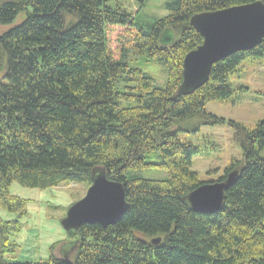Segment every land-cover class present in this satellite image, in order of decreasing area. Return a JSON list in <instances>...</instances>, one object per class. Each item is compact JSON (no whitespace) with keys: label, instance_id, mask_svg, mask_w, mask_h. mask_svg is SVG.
Listing matches in <instances>:
<instances>
[{"label":"trees","instance_id":"16d2710c","mask_svg":"<svg viewBox=\"0 0 264 264\" xmlns=\"http://www.w3.org/2000/svg\"><path fill=\"white\" fill-rule=\"evenodd\" d=\"M110 1L0 0V26L8 25L0 33V210L16 216H0V264H264V120L253 130L229 122L242 158L218 179L244 167L211 214L185 199L204 182L192 170L199 147L179 137L225 123L206 103L234 94L230 76L246 58L264 57V39L218 61L207 83L172 100L186 54L203 41L191 16L258 0H170L167 16L148 21ZM167 27L177 39L164 46ZM131 51L165 65L164 88L127 61ZM152 154L161 160L150 161ZM96 166L124 185L127 212L107 227L67 231L78 244L71 260L53 244L46 259L18 261L14 237L28 211L10 193L12 182L89 187ZM152 167L168 176L144 177Z\"/></svg>","mask_w":264,"mask_h":264},{"label":"rangeland","instance_id":"374dc122","mask_svg":"<svg viewBox=\"0 0 264 264\" xmlns=\"http://www.w3.org/2000/svg\"><path fill=\"white\" fill-rule=\"evenodd\" d=\"M168 1L170 0H144L142 4L139 0H111L110 4H122L126 10L137 13L139 20L148 21L167 16ZM20 17L15 24L20 21ZM6 29L8 25H1L0 33ZM174 34L176 41V33ZM144 57L135 56L131 51L127 61L152 76L156 86L164 88L168 80L165 65L158 60L150 61ZM230 82L235 92L229 99L211 100L206 103V110L224 119L225 123L204 125L195 134L183 132L179 134L180 139L194 143L200 149V153L192 158V170L198 173L203 184L219 182L218 178L224 173L225 168L234 159L242 158L241 148L236 140V127L231 126L229 122H237L248 130H253L259 121L264 120V57L246 58L230 76ZM127 105L126 101L122 103V107ZM149 160L159 162L161 159L152 154ZM243 167L241 165L232 168L227 176L236 168H241V172ZM142 174L152 179H163L168 176L167 171L159 167L144 169ZM89 187L86 184L62 183L57 187L41 189L24 186L17 181L12 182L9 188L10 193L26 200L28 211L27 217L20 219L21 232L14 237L20 246L16 253L18 261L46 259L50 255L53 244H55L53 253L63 258L66 250L74 248L67 254L68 259H73L78 248V244L74 243L77 240L74 236L67 234L61 225V220L66 216L68 208L86 195ZM0 216L4 219L16 217L3 209L0 210ZM155 238L158 237L152 239ZM74 244L76 245L72 247Z\"/></svg>","mask_w":264,"mask_h":264},{"label":"water","instance_id":"95a60500","mask_svg":"<svg viewBox=\"0 0 264 264\" xmlns=\"http://www.w3.org/2000/svg\"><path fill=\"white\" fill-rule=\"evenodd\" d=\"M190 23L203 37V43L186 54L183 81L172 100L192 94L207 83L212 67L218 61L238 51L251 50L261 43L264 38V1L196 13ZM174 41V31L167 28L160 37V43L167 46ZM240 170L236 168L231 171L224 181L202 184L191 191L185 197L190 207L206 214L220 210L225 192L237 181ZM91 177L93 184L86 195L73 203L61 220L65 231H78L84 224L97 223L107 227L119 221L129 208L124 185L108 179L104 167L96 166ZM160 242V237L152 239L153 244ZM71 250L65 251V259H68L67 254Z\"/></svg>","mask_w":264,"mask_h":264},{"label":"bare ground","instance_id":"6f19581e","mask_svg":"<svg viewBox=\"0 0 264 264\" xmlns=\"http://www.w3.org/2000/svg\"><path fill=\"white\" fill-rule=\"evenodd\" d=\"M165 30H166V29H165ZM165 30H164V31H165ZM161 35H162V34H161ZM194 145H195V144H194ZM92 184H93V181H92ZM89 188H90V187H89ZM72 230H75V229H72ZM81 249H82V248H81ZM7 251H8V250H7Z\"/></svg>","mask_w":264,"mask_h":264},{"label":"flooded vegetation","instance_id":"af4514ba","mask_svg":"<svg viewBox=\"0 0 264 264\" xmlns=\"http://www.w3.org/2000/svg\"><path fill=\"white\" fill-rule=\"evenodd\" d=\"M74 243H76V242H74ZM75 245H76V244H74L73 247H74ZM76 248H77V247H76ZM73 250H74V248H72V251H73Z\"/></svg>","mask_w":264,"mask_h":264}]
</instances>
